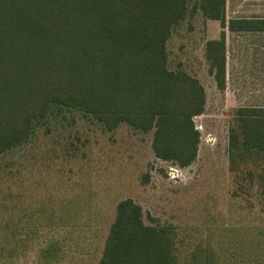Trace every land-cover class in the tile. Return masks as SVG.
<instances>
[{
  "label": "trees",
  "instance_id": "1",
  "mask_svg": "<svg viewBox=\"0 0 264 264\" xmlns=\"http://www.w3.org/2000/svg\"><path fill=\"white\" fill-rule=\"evenodd\" d=\"M190 6L221 23L206 58L223 91L225 29L250 31L258 24L227 22V0H0V158L24 151L55 118L79 113L106 132L122 124L153 132L158 159L190 167L201 140L194 118L205 112L206 91L196 77L171 71L167 52ZM230 132L231 157L264 158V107H240ZM45 227L33 223L17 242L0 243V264H29V250H39L34 264H62L68 251L75 264L68 243ZM74 233L81 239L80 229ZM170 234L147 224L133 199L120 201L98 264H176ZM79 254L89 259V252Z\"/></svg>",
  "mask_w": 264,
  "mask_h": 264
},
{
  "label": "rangeland",
  "instance_id": "2",
  "mask_svg": "<svg viewBox=\"0 0 264 264\" xmlns=\"http://www.w3.org/2000/svg\"><path fill=\"white\" fill-rule=\"evenodd\" d=\"M191 6L167 52L169 69L196 77L206 91L205 112L194 118L201 134L196 161L183 169L158 159L153 132L127 124L106 132L79 113L57 117L24 151L0 158V178L13 173L0 182V243L17 242L39 223L46 233L58 231L75 264H98L117 204L133 199L147 224L170 229L176 264H264V158L235 159L229 148L240 106L264 105V47L230 37L228 84L219 90L206 44L219 39L222 26ZM256 13L264 14V0H227V19ZM38 253L26 251L29 264Z\"/></svg>",
  "mask_w": 264,
  "mask_h": 264
},
{
  "label": "crops",
  "instance_id": "3",
  "mask_svg": "<svg viewBox=\"0 0 264 264\" xmlns=\"http://www.w3.org/2000/svg\"><path fill=\"white\" fill-rule=\"evenodd\" d=\"M231 20H240V21L248 20V21L256 22L258 24H257V26L254 27L255 29H252L250 31H239V30H232L231 31V30H229V28H226L225 32H226L227 51H228V45H229L230 40H231L230 37H234V39H236V38L237 39H244L245 38L246 40H242V42L247 41V37H248V41L255 44L256 48L264 47V29H259L262 27L264 28V14L256 13V14H253L250 16H236V17H232L230 19H227V22H229ZM222 31H223V29H222ZM220 36H221V34H220ZM212 40H216V39H212ZM226 87H227V85H226ZM240 107H264V105L252 104V105H242Z\"/></svg>",
  "mask_w": 264,
  "mask_h": 264
},
{
  "label": "built area",
  "instance_id": "4",
  "mask_svg": "<svg viewBox=\"0 0 264 264\" xmlns=\"http://www.w3.org/2000/svg\"><path fill=\"white\" fill-rule=\"evenodd\" d=\"M196 118V117H195ZM196 129L198 130V128L196 127Z\"/></svg>",
  "mask_w": 264,
  "mask_h": 264
}]
</instances>
